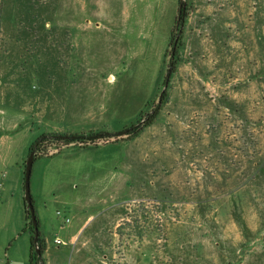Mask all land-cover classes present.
<instances>
[{
	"label": "rangeland",
	"instance_id": "374dc122",
	"mask_svg": "<svg viewBox=\"0 0 264 264\" xmlns=\"http://www.w3.org/2000/svg\"><path fill=\"white\" fill-rule=\"evenodd\" d=\"M180 1L0 0V264H30V146L88 131L36 153L46 264H264V0H185L145 126Z\"/></svg>",
	"mask_w": 264,
	"mask_h": 264
},
{
	"label": "trees",
	"instance_id": "16d2710c",
	"mask_svg": "<svg viewBox=\"0 0 264 264\" xmlns=\"http://www.w3.org/2000/svg\"><path fill=\"white\" fill-rule=\"evenodd\" d=\"M44 1V0H42ZM48 0H45V2ZM40 4V2L38 3ZM39 6V5H37ZM182 23V21H181ZM173 32V31H172ZM171 39L174 40V45H173V49H172V72L174 73V70L176 69L177 63L179 62V54H180V49L183 46V41H182V37L181 35H179V33L174 37V35L172 34ZM166 81H168V79H166ZM167 93L164 94V97L161 101V104H164L165 101L167 100ZM160 104L156 107V109L150 114L148 115V120L146 121V125L145 126H150L153 123L156 122V120L159 118L160 115ZM135 125L129 127H126L125 129L130 131V132H135L136 129L134 127ZM103 132H93V131H88L86 132H77V133H69V132H52V133H44L42 134L39 138H37L36 141L33 142V144L30 146L29 148V153L30 152H35V155H37L36 153L39 150H43L41 148V146H45L47 145V143H51L54 144L55 142H62L63 145H69L70 143H81V144H85L87 141H91L97 138H103L104 137ZM250 145V142H246V146ZM254 144L251 143V146H253ZM254 154V153H253ZM254 157H256V154L254 155ZM36 159L38 158V155L35 157ZM25 167V165H24ZM35 203V202H34ZM26 220L29 223V229L31 231V239H32V246H31V250H30V255H29V263L30 264H46L45 260L43 258V255L45 253L46 250V246H45V241L42 238V233H41V222L40 219L38 218L37 215V219H38V226H39V230H40V239H39V247L42 251V255L40 256L37 251H36V246L33 243V239H34V227L31 221V215L28 212V210L26 209ZM37 214V213H36Z\"/></svg>",
	"mask_w": 264,
	"mask_h": 264
},
{
	"label": "water",
	"instance_id": "95a60500",
	"mask_svg": "<svg viewBox=\"0 0 264 264\" xmlns=\"http://www.w3.org/2000/svg\"><path fill=\"white\" fill-rule=\"evenodd\" d=\"M184 2H185V0L180 1L179 19H181L182 23H181V29H180L179 35L182 33V29L184 26V17H181V14H183L185 12ZM171 71H172V65L170 66V69L168 71L167 79L169 78ZM167 82L168 81H166L165 87L160 93L159 104L161 103V101L164 97V94L166 93ZM136 126L137 125H135L134 127H136ZM127 131L128 130H125V132H127ZM34 162H35V152H30L28 157H27V160L25 162V170H24V192H25L24 201H25V208L28 210V212L31 215V221H32V224L34 227L33 243L36 246L37 253L41 256L42 251L39 247L40 230H39V226H38V219H37L34 199H33L32 191H31V177H32Z\"/></svg>",
	"mask_w": 264,
	"mask_h": 264
},
{
	"label": "built area",
	"instance_id": "2783aa9c",
	"mask_svg": "<svg viewBox=\"0 0 264 264\" xmlns=\"http://www.w3.org/2000/svg\"><path fill=\"white\" fill-rule=\"evenodd\" d=\"M57 213L60 214V211H58ZM66 220L69 221L68 218H67ZM56 242H57V243H61V240H60V239H56Z\"/></svg>",
	"mask_w": 264,
	"mask_h": 264
},
{
	"label": "crops",
	"instance_id": "0c3cea01",
	"mask_svg": "<svg viewBox=\"0 0 264 264\" xmlns=\"http://www.w3.org/2000/svg\"><path fill=\"white\" fill-rule=\"evenodd\" d=\"M0 184H1V185H3V183H2V182H0ZM23 185H24V184H23ZM56 243H57V242H56ZM62 243H63V242H62ZM62 243H57V244H59V245H60V244H62ZM46 251H47V248H46V250H45V253H44V255L46 254ZM44 255H43V258H44Z\"/></svg>",
	"mask_w": 264,
	"mask_h": 264
}]
</instances>
